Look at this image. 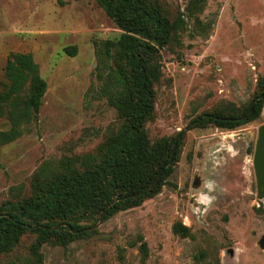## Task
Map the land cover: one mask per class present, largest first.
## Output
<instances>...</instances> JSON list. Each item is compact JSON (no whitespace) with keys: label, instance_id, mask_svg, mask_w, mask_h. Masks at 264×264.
<instances>
[{"label":"rangeland","instance_id":"obj_1","mask_svg":"<svg viewBox=\"0 0 264 264\" xmlns=\"http://www.w3.org/2000/svg\"><path fill=\"white\" fill-rule=\"evenodd\" d=\"M150 1L180 22L160 52L162 77L145 125L152 143L186 129L173 173L142 205L102 222L105 211L82 221L93 233L67 242L52 237L42 246L44 264H264L258 211L264 198L249 152L264 124V106L258 118L234 129L214 123L188 128L202 114L243 111L262 90L264 0H207L201 12L191 9V0ZM122 33L95 0H0V88L12 51L31 52L48 83L24 134L0 147V212L32 196L37 172L81 167L121 126L124 119L97 74L96 45ZM70 45L77 46L74 56L65 51ZM10 126L0 118V129ZM201 194L211 203H201ZM177 221L189 228L187 235L173 231ZM36 237L25 232L0 254V264H34Z\"/></svg>","mask_w":264,"mask_h":264},{"label":"trees","instance_id":"obj_2","mask_svg":"<svg viewBox=\"0 0 264 264\" xmlns=\"http://www.w3.org/2000/svg\"><path fill=\"white\" fill-rule=\"evenodd\" d=\"M123 30L117 41L105 39L96 45L97 74L103 91L124 119L112 130L98 155L89 154L81 167H69L50 175L37 172L33 194L0 212V254L13 249L28 230L37 233L31 245L34 264H44L42 246L52 237L67 242L75 236L93 233L82 221L106 211L105 219L117 210L142 205L159 193L173 173L177 156L170 162L173 146L178 148L186 129L173 138L152 143L146 122L155 107L154 85L162 77L161 50L170 42L179 20L172 21L150 0H95ZM207 0H191L195 12L204 10ZM65 51L74 56L77 46ZM7 83L0 88V118L9 129H0V147L21 137L43 103L48 83L31 52L12 51L7 59ZM264 106V86L241 112L213 111L193 119L188 128L214 123L234 129L258 118ZM160 178L142 193L159 174ZM264 218V210L258 208ZM67 225L54 228L55 225ZM42 225H46L44 228ZM71 228H69V226ZM177 234L189 228L177 221ZM141 250L149 249L142 238Z\"/></svg>","mask_w":264,"mask_h":264},{"label":"water","instance_id":"obj_3","mask_svg":"<svg viewBox=\"0 0 264 264\" xmlns=\"http://www.w3.org/2000/svg\"><path fill=\"white\" fill-rule=\"evenodd\" d=\"M36 112H38V110H36ZM175 147L176 145L173 146L170 162L173 161V157L175 155ZM253 150H254L253 164H254V169H255L256 178H257L258 192H259V196L264 198V124H262L259 127L258 138L255 144V147L254 148L250 147L249 152H252ZM160 176H161V173L145 189L142 190V193H146L148 190H150V188L154 186V184H156ZM105 216H106V211L103 213L101 217V222L105 219ZM64 225H67V224L60 223L54 226V228H59L60 226H64ZM98 225L99 224H97V226ZM68 226L69 228H71L70 225ZM42 227L46 228L47 226L42 225ZM262 243L264 245V237L262 239Z\"/></svg>","mask_w":264,"mask_h":264},{"label":"clouds","instance_id":"obj_4","mask_svg":"<svg viewBox=\"0 0 264 264\" xmlns=\"http://www.w3.org/2000/svg\"><path fill=\"white\" fill-rule=\"evenodd\" d=\"M206 186L209 187V188L212 187V185L210 183L208 185H206ZM200 202L201 203H205V204H210L211 203V199L210 198H206V197L203 196V194H201Z\"/></svg>","mask_w":264,"mask_h":264}]
</instances>
